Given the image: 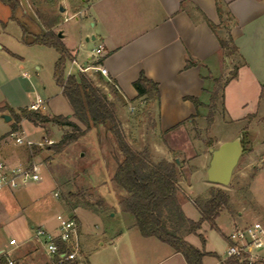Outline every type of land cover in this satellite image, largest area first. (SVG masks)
<instances>
[{"label":"crops","instance_id":"0c3cea01","mask_svg":"<svg viewBox=\"0 0 264 264\" xmlns=\"http://www.w3.org/2000/svg\"><path fill=\"white\" fill-rule=\"evenodd\" d=\"M2 1L11 8L9 19L17 21L25 33L29 30L18 16V9L21 15H29L38 24L39 29L33 33V39L26 42L37 44L36 37L46 31L37 14L42 11L37 10L33 15L29 0ZM222 1L224 9L234 17L231 35L238 52L232 57L223 53L216 33L207 22L210 20L215 25L220 24L216 0H58L65 12L71 7L72 17L77 21L73 28L77 42L69 44L64 30L61 31V39L72 55L70 61L79 71L81 66L88 67L87 72H93L97 81L99 74L105 82L111 83L114 87L111 101L115 102L119 114V105L126 109V105H135L143 99L137 98L134 86L142 71L156 81L160 87L161 100L159 105L153 103L156 108L153 112L151 110V114L154 116L156 111L159 130L163 132L179 130L183 121H192L191 117L197 112L200 115V108L203 106L197 110L185 97H197L207 105L209 102L206 104L204 97L209 95L210 99L213 78L227 77L233 67L238 65L237 77L230 80L224 88L223 108L230 119L245 120L251 115L259 114L264 93V0ZM50 16L59 19L54 27L56 31L60 28L62 15L60 12H50ZM69 19V16L65 18L66 21ZM87 22H90V27H87ZM7 24L8 22L0 19V37L6 32ZM100 45L103 50L97 53L96 49ZM18 58L22 59V56L0 42V138L11 131L14 123L13 118L6 121L3 115L11 116L9 108L14 109L17 99L26 95V90L17 81V77L7 68L8 65L20 64ZM189 58L199 64L185 68ZM99 59H103V62L98 63ZM98 66L107 69V76L92 68ZM70 71L73 74V70ZM105 86L107 89L110 87L108 84ZM60 90L62 94L61 87ZM107 94L110 96L111 93ZM25 98L22 100L25 101ZM37 102L38 99L33 100L21 108H31ZM43 103H40L38 110L51 114L45 110ZM26 122L30 121L22 119L20 123L22 131ZM181 122L175 129L169 130ZM7 143V139L0 141V161H7L3 158ZM29 199L23 189L0 191V232L18 233L10 237L8 244L0 241V256L13 259L15 264H52L42 245L34 238L35 230L45 226L37 225L24 212ZM182 208L189 218L195 221L200 219L198 210L197 218L194 213L192 216L187 213L184 203ZM219 217L216 229L208 225L212 232L218 233L214 237L218 250L213 248L214 245L211 246L207 232L199 231L205 238V244L200 237L198 241L188 237L191 244L207 252L203 257V264H227L229 257L225 252L229 245L228 235L235 226L241 225L238 220L230 217L232 229L225 233L224 226L218 223ZM79 223L82 250L80 264H94L88 258L86 261L85 241L82 240L85 233L81 220ZM192 235L190 236L193 237ZM124 236L126 238L128 235L121 232L117 237L121 239ZM118 238L116 241L112 240L115 242L117 255L110 259L102 257L97 264H187L181 253L167 247L164 245L166 243L155 237H144L140 232L135 233L134 239L128 243H120ZM12 239L16 240L15 245L10 244ZM106 243L103 240L99 242L102 246Z\"/></svg>","mask_w":264,"mask_h":264},{"label":"rangeland","instance_id":"374dc122","mask_svg":"<svg viewBox=\"0 0 264 264\" xmlns=\"http://www.w3.org/2000/svg\"><path fill=\"white\" fill-rule=\"evenodd\" d=\"M29 4L33 15L37 10L49 16L50 12H60L61 25L56 32L64 30L69 44L77 42L73 29L77 21L72 17L71 7L66 12L60 11L62 6L59 5L62 4L58 3V0H29ZM11 12L10 6L0 0V19L8 22L0 42L22 56V59L18 58L20 64L7 66L17 77L24 91L26 90V95L23 94V98H18L16 105H13L14 110H19L24 104L38 99V102H44V108L50 115L62 114L78 122L54 77L59 53L46 45L27 44L26 42L33 39V33L37 32L39 26L29 15H21L18 9V16L29 30L25 33L17 21L9 19ZM68 16L70 19L66 21ZM86 25L91 26L90 22ZM70 69L73 74L79 72L77 67L68 61L66 75ZM85 73L103 93H111L108 95L109 100L113 99L112 90L110 87L106 88L105 82L97 81L93 72ZM24 98L25 101L22 100ZM204 101L206 104L209 102V95L204 97ZM119 106L120 114L116 113L122 133L133 149L148 152L151 160L156 163L164 159H179L178 195L190 216L194 213L198 218L199 212L195 202L209 198L213 189L219 188L224 189L230 196L228 205L223 207L218 219V223L224 226L225 233L232 229L230 217L238 220L241 225L254 221L264 223V93L259 114L254 117L232 120L225 113L222 101L211 127L207 126L208 106L205 105L200 108L197 118L186 121L179 130L171 132L159 130L156 111L154 116L151 114V110L153 112L156 108L153 102L143 98L135 105H126V109ZM40 111L46 113L44 110ZM80 125L84 127L83 124ZM41 126L43 128L26 122L24 131L20 129L15 133L16 136L7 137L8 146L3 154V158L12 164H35L39 167L41 180L21 188L30 198L24 210L25 214L37 225L43 224L48 229L56 228L58 214L74 217L79 222L81 220L85 233L82 240L85 241L86 261L88 258L97 264L102 257H115V242L112 240L116 241L118 234L124 232L128 236L118 238V241L128 243L134 239L135 233L140 231L134 215L122 206L121 199L125 196V191L113 181L118 162L124 159V153L113 133L104 127H92L84 136L70 142L62 152L57 153L49 146L58 143L63 134L70 132L71 128H61L51 123ZM240 134L243 135L242 141L246 149L233 171L231 182L226 186L210 182L207 178V168L212 155L210 148H216ZM17 136L23 137L22 144L14 141ZM28 141L31 144L27 143ZM33 145H39L41 150L30 158L34 152ZM208 225V222H204L199 231L207 232L211 246H215L214 237H217L218 233L212 232ZM198 233L183 234V237L191 244L188 237L198 241ZM14 234L18 233L0 232V241L8 244ZM100 240L107 242L106 245H100ZM164 245L172 248L168 244ZM213 248L218 250L217 246ZM2 257L5 258L4 255Z\"/></svg>","mask_w":264,"mask_h":264},{"label":"trees","instance_id":"16d2710c","mask_svg":"<svg viewBox=\"0 0 264 264\" xmlns=\"http://www.w3.org/2000/svg\"><path fill=\"white\" fill-rule=\"evenodd\" d=\"M216 6L221 20L220 24L215 25L210 20H207V22L216 33L223 53L227 57H232L238 52L231 35L234 17L229 11L224 9L222 0H216ZM37 14L46 31L36 37L35 43L53 47L59 53V58L54 68V77L57 84L62 88V94L73 110V117L78 122L74 121L72 117L62 114L50 115L30 108H21L16 112L14 109L9 108L14 123L11 131L2 136L0 141H5L7 137L20 131L22 119H26L35 125L51 123L61 128L69 127L71 128L70 132L64 133L58 143L49 146L50 149L59 153L70 142L84 136L92 127L98 129L104 127L107 131L113 133L121 151L124 153V159L118 162L113 174V181L125 191L126 194L121 199L122 206L134 215L136 225L141 234L144 237H155L170 245L176 252L184 256L187 264H203V257L207 252L187 242L183 234L198 233L204 222H208L211 228L216 229V220L220 216L223 207L228 205L229 194L224 189H213L209 198L198 199L195 202V207L201 214L200 219L195 221L187 217L178 195L179 165L177 160L164 159L158 163L153 162L148 152L137 151L127 143L116 113V104L109 100L108 94L103 93L95 85L94 80L85 72L79 71L78 74L66 75V64L72 59V55L59 37V34L54 31L59 19L45 15L42 12ZM102 62L103 59H99L98 63ZM198 64V61L189 58L185 68ZM238 70L239 66L235 65L227 77L213 78V86L209 91L210 99L207 104L206 121L208 127H211L215 121L219 103L223 101L225 86L230 80L237 77ZM97 75L99 82H105L101 75ZM105 84L110 86L112 92L114 91L111 83L105 82ZM134 86L138 93L137 98H144L146 101L160 104L161 93L159 84L150 79L144 71L140 73L138 79L134 82ZM185 99L190 100L197 110L201 106H205L197 97L186 96ZM197 116H199L198 112L191 117V120H194ZM251 117H254V115H251ZM180 124L182 122L169 130L175 129ZM33 148L34 152L30 155V158L41 150L39 145H33ZM244 149L246 148L244 147ZM198 235L203 244H205L204 236L199 233ZM5 261L6 259L0 256V264ZM227 264L245 263L236 257H231Z\"/></svg>","mask_w":264,"mask_h":264},{"label":"built area","instance_id":"2783aa9c","mask_svg":"<svg viewBox=\"0 0 264 264\" xmlns=\"http://www.w3.org/2000/svg\"><path fill=\"white\" fill-rule=\"evenodd\" d=\"M102 50L103 46L100 45L96 52L101 53ZM92 68L107 76L105 67ZM88 69V67H80L81 72H87ZM70 74L71 71L69 70L67 75ZM39 107L40 103L37 102L30 109L38 110ZM11 136L14 137L16 134L14 133ZM14 141L17 144H22L23 137L17 136ZM40 180V170L35 164H12L7 161H0V191L21 189ZM57 221L58 224L54 230L42 226L38 227L35 230L34 238L42 245L52 264H80L82 250L79 221L64 214H58ZM228 240L227 257H236L245 264H264L263 222L254 221L235 226L228 235ZM10 244L15 245L16 240L12 239ZM3 264H15V261L7 258Z\"/></svg>","mask_w":264,"mask_h":264},{"label":"water","instance_id":"95a60500","mask_svg":"<svg viewBox=\"0 0 264 264\" xmlns=\"http://www.w3.org/2000/svg\"><path fill=\"white\" fill-rule=\"evenodd\" d=\"M60 11H64L61 7ZM59 37H63V33L60 31ZM6 121H10L12 117L10 115H3ZM242 134L234 138L233 140L221 143L216 148H210L211 159L207 168V178L210 182L219 185H229L233 175V171L237 166L243 152L244 146L242 141ZM179 163V159H177Z\"/></svg>","mask_w":264,"mask_h":264}]
</instances>
